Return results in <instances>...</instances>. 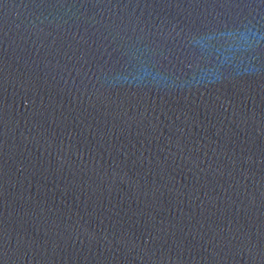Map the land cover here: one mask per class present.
Returning a JSON list of instances; mask_svg holds the SVG:
<instances>
[{
	"label": "water",
	"instance_id": "obj_1",
	"mask_svg": "<svg viewBox=\"0 0 264 264\" xmlns=\"http://www.w3.org/2000/svg\"><path fill=\"white\" fill-rule=\"evenodd\" d=\"M0 264H264V0H0Z\"/></svg>",
	"mask_w": 264,
	"mask_h": 264
}]
</instances>
